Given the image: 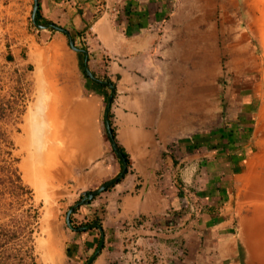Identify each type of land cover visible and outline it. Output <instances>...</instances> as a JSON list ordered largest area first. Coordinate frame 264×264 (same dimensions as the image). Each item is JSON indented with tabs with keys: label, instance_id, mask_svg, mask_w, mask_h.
<instances>
[{
	"label": "crops",
	"instance_id": "crops-1",
	"mask_svg": "<svg viewBox=\"0 0 264 264\" xmlns=\"http://www.w3.org/2000/svg\"><path fill=\"white\" fill-rule=\"evenodd\" d=\"M226 3L219 4L223 18ZM38 4L42 20L67 30L74 46L86 50L90 72L114 85L109 123L128 159L122 178L70 214L62 234L68 264H84L97 249L99 230L85 228L93 223L104 239L91 264H242V241L225 201L240 157L237 149L214 147L212 124L220 39L228 52L243 53L227 27L215 29V1ZM25 20L14 21L12 40L0 43L4 71L11 67L19 85L36 88L47 106L49 140L42 148L73 202L121 170L103 123L110 89L86 75L84 54L64 33L29 32ZM173 217L179 225L168 228Z\"/></svg>",
	"mask_w": 264,
	"mask_h": 264
},
{
	"label": "rangeland",
	"instance_id": "rangeland-1",
	"mask_svg": "<svg viewBox=\"0 0 264 264\" xmlns=\"http://www.w3.org/2000/svg\"><path fill=\"white\" fill-rule=\"evenodd\" d=\"M214 1L215 29L227 27L230 42L239 41L243 56L233 48L229 53L220 39L213 145L237 149L241 167L225 201L233 210L235 232L242 241V264H262L253 248L257 234L252 240L246 233L250 220L264 215V0H224L228 6L224 18L219 6L223 0ZM32 5L33 0H0V43L4 37L12 40L8 37L12 25L23 16V25L35 32ZM3 60L0 55V264H68L62 239L65 216L80 197L70 202L67 184L57 180L47 164L48 152L42 148L49 140L44 125L47 106L39 104L36 88L19 85L9 74L11 67L4 71ZM202 126L198 129L204 131ZM256 229L263 230L258 224ZM260 236L262 244L264 236Z\"/></svg>",
	"mask_w": 264,
	"mask_h": 264
},
{
	"label": "water",
	"instance_id": "water-1",
	"mask_svg": "<svg viewBox=\"0 0 264 264\" xmlns=\"http://www.w3.org/2000/svg\"><path fill=\"white\" fill-rule=\"evenodd\" d=\"M38 3L39 0H33V5H32V14H31V21L34 25L35 28L38 29H52L55 31H59L64 33L67 36L68 42H69V46L74 49V50H79L84 54V69H85V73L86 75L95 83L106 86L110 89V93L109 96L107 98V102L105 105V109H104V115H103V123H104V128H105V132H106V137L107 140L109 141V144L111 146L112 151L114 152V154L117 156V158L119 159V161L121 162V170L118 173V175H116L115 177L103 182L102 184H100L97 188L87 191L85 193V196H83L78 202H76L75 204H73L67 211L66 216H65V220L68 226H70V214L73 212L74 209H76L79 205L82 204H86L89 202V200L93 199L94 197H96L98 194L106 191L109 187H111L113 184H115L120 178L123 177L124 173L126 172L127 169V163H126V159L123 156L121 150L117 147L115 140H114V136L110 127V123H109V111H110V107H111V101L113 98V95L115 93V87L112 83L106 81V80H101L96 78L89 70L88 66H87V52L84 49H79L77 47L74 46L73 40L71 38V35L69 34V32L59 26H56L55 24L52 23H47V24H38L35 22V13H36V9L38 7ZM85 228L90 229V228H97L99 230L100 236H101V240L100 243L97 247V249L95 250V252L90 256V258L84 263V264H91L92 261L95 259V257L97 256V254L99 253V251L101 250L102 246H103V239H104V234L103 231L101 229V226L97 223H93L90 224L88 226H86ZM84 228L80 227V228H76L74 230H82Z\"/></svg>",
	"mask_w": 264,
	"mask_h": 264
},
{
	"label": "bare ground",
	"instance_id": "bare-ground-1",
	"mask_svg": "<svg viewBox=\"0 0 264 264\" xmlns=\"http://www.w3.org/2000/svg\"><path fill=\"white\" fill-rule=\"evenodd\" d=\"M250 224L252 226L249 227V230H248V233L249 235L246 233V236L249 238V236L252 238V235H255L257 234V239L256 241L253 240V243H254V251H256V257L257 259H259V261L264 264V243H260V240H261V236L260 234L262 233L263 236H264V215L261 216V214L254 216V218H252L250 220ZM261 225L262 227V231L258 232V229H256V225ZM260 236V238H258ZM254 237V236H253ZM259 239V240H258ZM263 239V238H262ZM251 243V242H250Z\"/></svg>",
	"mask_w": 264,
	"mask_h": 264
},
{
	"label": "trees",
	"instance_id": "trees-1",
	"mask_svg": "<svg viewBox=\"0 0 264 264\" xmlns=\"http://www.w3.org/2000/svg\"><path fill=\"white\" fill-rule=\"evenodd\" d=\"M35 22L38 23V24H47V22H45L44 20L41 19V16L39 14V4H38V7L36 9V13H35ZM38 30V29H36ZM122 152V151H121ZM123 156L125 157L126 159V163L128 165V159L126 158V155L122 152ZM87 225V224H85ZM81 226V225H80Z\"/></svg>",
	"mask_w": 264,
	"mask_h": 264
},
{
	"label": "built area",
	"instance_id": "built-area-1",
	"mask_svg": "<svg viewBox=\"0 0 264 264\" xmlns=\"http://www.w3.org/2000/svg\"><path fill=\"white\" fill-rule=\"evenodd\" d=\"M190 207H191V206H190ZM193 209H195L194 206H193ZM191 211H192V210H191ZM191 213H192V212H191ZM191 213H190V214H191ZM179 221H180V220H178L177 217H173V218H171V219L169 220V222L167 223V224H168V225H167L168 228H169V227H172V228H173V227H175V226H178V225H179Z\"/></svg>",
	"mask_w": 264,
	"mask_h": 264
}]
</instances>
